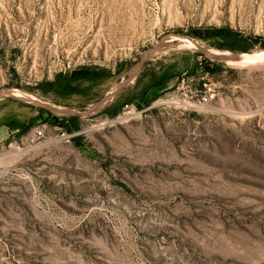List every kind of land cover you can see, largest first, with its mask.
<instances>
[{"label":"rangeland","instance_id":"obj_1","mask_svg":"<svg viewBox=\"0 0 264 264\" xmlns=\"http://www.w3.org/2000/svg\"><path fill=\"white\" fill-rule=\"evenodd\" d=\"M257 53L264 0H0V264H264Z\"/></svg>","mask_w":264,"mask_h":264},{"label":"trees","instance_id":"obj_2","mask_svg":"<svg viewBox=\"0 0 264 264\" xmlns=\"http://www.w3.org/2000/svg\"><path fill=\"white\" fill-rule=\"evenodd\" d=\"M212 34H214V36H226L228 38H232L234 35H236V31L232 28H224V27H213L212 28ZM254 40L258 41L260 39V37H253ZM79 119L78 115H73L70 118H64L60 121H58V124H60L61 126H64L67 130L72 131V130H76L79 129V125L77 123ZM70 122H73V125L71 126ZM29 126L26 127V129Z\"/></svg>","mask_w":264,"mask_h":264},{"label":"bare ground","instance_id":"obj_3","mask_svg":"<svg viewBox=\"0 0 264 264\" xmlns=\"http://www.w3.org/2000/svg\"><path fill=\"white\" fill-rule=\"evenodd\" d=\"M186 40H190V39H186ZM190 43L188 41H185L184 45H189ZM183 46V45H182ZM208 52L210 53V51L208 50ZM211 55L223 60L224 58L220 57V56H217V55H214L212 53H210ZM264 57V53H257V54H243V55H240V57H234L233 59L234 60H239L240 62L242 61H247V60H251L253 58H262Z\"/></svg>","mask_w":264,"mask_h":264},{"label":"built area","instance_id":"obj_4","mask_svg":"<svg viewBox=\"0 0 264 264\" xmlns=\"http://www.w3.org/2000/svg\"><path fill=\"white\" fill-rule=\"evenodd\" d=\"M44 126H41V127H38L36 130H35V136L38 138V139H41L44 137Z\"/></svg>","mask_w":264,"mask_h":264},{"label":"water","instance_id":"obj_5","mask_svg":"<svg viewBox=\"0 0 264 264\" xmlns=\"http://www.w3.org/2000/svg\"><path fill=\"white\" fill-rule=\"evenodd\" d=\"M168 42H165V45H167Z\"/></svg>","mask_w":264,"mask_h":264}]
</instances>
